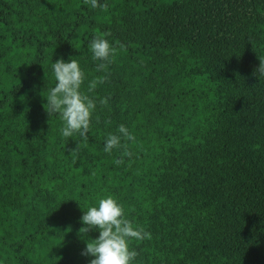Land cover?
I'll use <instances>...</instances> for the list:
<instances>
[{"label":"trees","instance_id":"trees-1","mask_svg":"<svg viewBox=\"0 0 264 264\" xmlns=\"http://www.w3.org/2000/svg\"><path fill=\"white\" fill-rule=\"evenodd\" d=\"M100 2L0 0V264H89L80 217L108 194L150 234L133 264H264V0ZM61 57L97 101L87 138L44 108ZM119 124L130 155L103 151Z\"/></svg>","mask_w":264,"mask_h":264},{"label":"clouds","instance_id":"clouds-1","mask_svg":"<svg viewBox=\"0 0 264 264\" xmlns=\"http://www.w3.org/2000/svg\"><path fill=\"white\" fill-rule=\"evenodd\" d=\"M90 7H104L100 0H89ZM88 50L94 61H100L97 65L103 70L106 64H110L115 49L105 36H93L88 44ZM260 60L259 66L253 75H264V60ZM51 71L55 83L47 91L44 108L51 116L58 114L63 126L61 135L69 138L79 134L87 138L93 112L96 109V99L82 91V84L86 74L80 62L69 57H63L51 62ZM102 79L93 78L88 81L87 91L93 92ZM101 103H106L101 100ZM134 136L124 124H119L115 132H109L104 140L103 151L111 154L114 149H123V155H130L122 141L133 140ZM122 163L121 159L115 161ZM84 209V208H82ZM82 227L80 233H87L89 229L98 230L96 238H85V249L82 254L89 255L92 259L89 264H133L137 257V250L130 247L133 240H144L149 233L140 226H133L127 217L122 204L113 195H104L87 209H84L80 217Z\"/></svg>","mask_w":264,"mask_h":264}]
</instances>
